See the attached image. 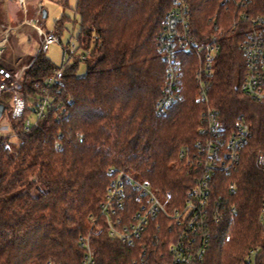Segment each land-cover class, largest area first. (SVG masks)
Returning a JSON list of instances; mask_svg holds the SVG:
<instances>
[{
    "label": "trees",
    "instance_id": "obj_1",
    "mask_svg": "<svg viewBox=\"0 0 264 264\" xmlns=\"http://www.w3.org/2000/svg\"><path fill=\"white\" fill-rule=\"evenodd\" d=\"M255 3L264 7V0ZM173 4L174 0H78V42L86 53L84 59L71 56L72 63L62 70L58 100L67 115L59 121L62 108L51 112L28 132L25 121L39 96L36 84L59 68L40 51L25 70L21 84L26 109L12 125L19 144L15 147L10 137L0 139V264H82L85 250L80 238L99 216L113 179L111 169L148 181L180 203L195 185L180 153L202 139L205 107L196 99V57H182L180 96L166 115L158 112L168 69L159 38ZM190 4L198 40L214 33L215 26L227 31L211 80V105L228 126L233 128L243 117L252 130L239 167L217 175L224 192L235 184L229 203L238 213L217 228L203 264H241L256 248L258 264H264V169L258 164L264 155V102H254L240 90L244 55L239 44L245 25L229 32L236 12L222 0ZM67 19L58 21L50 33L61 39ZM81 61L87 70L78 76ZM0 103L12 111V93H4ZM91 242L95 264H158L159 256L146 260L140 243L114 240L105 229L93 231Z\"/></svg>",
    "mask_w": 264,
    "mask_h": 264
},
{
    "label": "built area",
    "instance_id": "obj_2",
    "mask_svg": "<svg viewBox=\"0 0 264 264\" xmlns=\"http://www.w3.org/2000/svg\"><path fill=\"white\" fill-rule=\"evenodd\" d=\"M18 1L25 17L15 26H12L9 18L6 31L19 36L20 27L29 25L40 37V51L47 52L55 43H60L63 48L62 66L36 84L39 96L32 113L37 120L34 123L29 118L25 121L24 131L28 132L51 112L62 108L61 115H57L59 121L67 115V110L58 100L60 80L62 70L71 56L76 55L78 46L72 40L65 46L58 36L45 32L37 20L27 18V0ZM222 4H227L236 12L229 32L235 33L241 24L245 25L239 44L244 55L240 90L250 100L264 102V7L257 5L255 0H222ZM38 14H42L41 6ZM225 34L226 30L215 26L214 33L202 41L198 40L192 27L190 0H174L159 38V47L168 62V69L167 84L158 112L166 115L180 96L182 57H196L199 63L195 75L198 87L196 99L205 107L199 128L202 139L192 149L185 148L180 153V159L190 166L189 174L194 175L195 185L180 203L170 193L157 192L148 181H141L124 170L111 169L109 172L113 174V179L100 205L99 216L92 218L88 234L80 238L85 250L82 264L96 263L91 236L93 231L104 229L114 240L128 245L140 243L146 260L155 255L156 258L159 256L158 264H203L217 228L228 216L238 213L229 203V195L236 191L235 184L228 186L224 192L217 175L230 173L239 167L242 151L252 137V130L243 117L235 122L233 128L228 126L220 110L211 105V80ZM7 42V35L0 38V57ZM84 58L83 55L80 57ZM32 63L19 69L15 75L0 68V98L4 93H12L14 119L20 118L26 109L19 78L24 76ZM61 149L62 146L58 144L57 150ZM258 164L264 169V155L259 156ZM262 212L264 216V199ZM259 254L258 248L250 250L241 264H258Z\"/></svg>",
    "mask_w": 264,
    "mask_h": 264
},
{
    "label": "rangeland",
    "instance_id": "obj_3",
    "mask_svg": "<svg viewBox=\"0 0 264 264\" xmlns=\"http://www.w3.org/2000/svg\"><path fill=\"white\" fill-rule=\"evenodd\" d=\"M77 1L78 0H27V18L35 19L38 21V25L42 27L45 32H52L55 24L58 21H62L63 18H68L65 22L64 31L61 37L62 44L65 46L70 40L76 43L78 49L76 55L82 56L86 53L85 50L79 47L78 38L81 30V17L77 14ZM39 6L42 7L43 11H46L47 17L44 18L38 14ZM24 11L22 5L18 0H0V38L8 36V42L3 50L2 62L7 65V71L9 64L14 60L20 59L22 69L23 65H27L35 59L40 52V37L37 31L29 26H21L18 30L19 36L15 32L6 31L8 20L11 19L12 26L19 25L23 21ZM23 27V28H22ZM47 58L52 63L60 68L63 64V48L60 43H55L47 52H45ZM73 60L69 59L68 63H72ZM87 70L86 63L81 61L77 70L78 76L85 75ZM15 75V72L12 71ZM20 82L23 83V77L19 78ZM29 120L34 123L37 117L34 113H31ZM14 114L11 110H6L0 119V139L10 137L13 145L16 147L19 144V137L14 133L12 125L15 123ZM17 123V122H16ZM11 147L12 151H15V147ZM259 158V157H258ZM181 163L178 161L177 166ZM163 194V193H161Z\"/></svg>",
    "mask_w": 264,
    "mask_h": 264
},
{
    "label": "crops",
    "instance_id": "obj_4",
    "mask_svg": "<svg viewBox=\"0 0 264 264\" xmlns=\"http://www.w3.org/2000/svg\"><path fill=\"white\" fill-rule=\"evenodd\" d=\"M2 58H3V53H2V55H1V57H0V68H1L2 70H4L5 72H8V73H10V74H12V71H14L15 74L19 71V69H20V65H21L20 59H16V60H14L11 64H9V69L12 70V71H7L8 69H7L6 66H8V64H7V65H4V63L2 62ZM32 61H33V60H32ZM32 61H30V63H31ZM30 63H29V64H30ZM27 65H28V64H27ZM27 65H23L22 68H23L24 66H27ZM12 75H13V74H12Z\"/></svg>",
    "mask_w": 264,
    "mask_h": 264
},
{
    "label": "water",
    "instance_id": "obj_5",
    "mask_svg": "<svg viewBox=\"0 0 264 264\" xmlns=\"http://www.w3.org/2000/svg\"><path fill=\"white\" fill-rule=\"evenodd\" d=\"M44 18L47 17V13L46 11H43V15H42ZM6 108L3 104L0 103V119L2 118L4 112H5Z\"/></svg>",
    "mask_w": 264,
    "mask_h": 264
}]
</instances>
